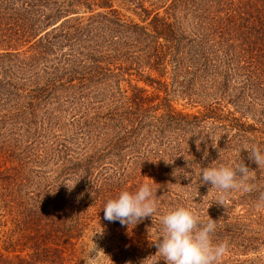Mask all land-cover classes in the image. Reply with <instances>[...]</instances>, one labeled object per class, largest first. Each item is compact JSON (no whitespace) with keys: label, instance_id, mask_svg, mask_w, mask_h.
<instances>
[{"label":"trees","instance_id":"trees-1","mask_svg":"<svg viewBox=\"0 0 264 264\" xmlns=\"http://www.w3.org/2000/svg\"><path fill=\"white\" fill-rule=\"evenodd\" d=\"M122 1L138 21L112 0H0L12 35L0 40V70L33 77L0 78V264H88V240L125 229L104 219L109 199L144 182L165 204L176 182L199 190L209 155L243 161L262 182L237 192L233 222L199 207L216 221L213 242L255 226L244 247L264 246V169L242 149H264V0ZM209 81L213 106L173 107L174 85ZM137 249L99 264H139Z\"/></svg>","mask_w":264,"mask_h":264},{"label":"rangeland","instance_id":"rangeland-1","mask_svg":"<svg viewBox=\"0 0 264 264\" xmlns=\"http://www.w3.org/2000/svg\"><path fill=\"white\" fill-rule=\"evenodd\" d=\"M145 2V6H149L151 3L162 4V1L167 0H141ZM169 2V1H167ZM114 8H116L124 18L133 19L134 21H138V16L133 13L132 5L125 3L122 0H112ZM152 7V6H150ZM11 32L8 27L0 26V40L1 38L9 39L11 38ZM23 37V36H22ZM5 40V39H4ZM30 41L27 40L24 44L19 43L17 48L19 50H24L27 48L28 43ZM32 43V41H31ZM4 45V43H2ZM5 46V45H4ZM1 52V51H0ZM33 78L31 76L30 71H22L18 68H10V65L5 66L2 70H0V78ZM211 81L205 83V85L198 86L196 84L190 87V90L187 92H182V87L174 85V89L170 92V99H172L173 107L177 111L183 113H195L196 111H203L205 107H210L214 105L215 99H212L211 94L216 91V89L211 86ZM142 84V83H140ZM124 86V84H121ZM173 88V86H172ZM220 89H217V91ZM229 107L230 110H233L231 105L225 106V108ZM216 126V125H215ZM218 132L219 129H214V133ZM214 138H217L215 135ZM235 151L228 155L232 156L233 162L235 160ZM232 161H214L212 155L206 157V167L211 166H219L221 164L230 165ZM176 172V171H175ZM254 176V174H252ZM256 178L254 176L255 186H260L262 182L256 183ZM176 181V180H175ZM194 181V180H192ZM199 190L193 191V189L186 188L185 185L181 186L177 182L175 183L172 191L168 194L170 197L168 198L169 203H160L157 202V211L153 216L145 218L141 222L134 225L124 226L125 229L121 230V232H117L113 237L110 235L108 237L105 236L103 240L94 241L88 240L87 250L89 256H87L86 263L88 264H99L101 262H105V259L109 257V254L118 252L119 250L128 251L131 248H138V257H135L137 261H140L139 264H166L164 258L157 252V248L153 241H156L162 235V225L160 224V217L165 214L167 211L176 208L177 206H185L191 208L195 212H199V207L204 210H216L218 213V217L221 223L223 222H233V217L239 215L241 213V205L236 202L237 192L239 195H242V191H232L225 196L224 205L216 202L221 194V190L211 188L210 184L200 183L199 179ZM199 192V197L198 193ZM257 197L263 200L264 198V188L258 190L256 193ZM199 198V204L198 202ZM247 201V200H246ZM263 203V201H262ZM199 214V213H198ZM1 228V227H0ZM253 233H248L247 237L244 236H234L233 234H226V236H215L218 238L214 243L224 242L226 241L229 246V250L227 254L222 258L220 264H237V259H249L253 264H264V246L257 247L255 249L244 247L245 244H248L250 237H260L261 228L253 227ZM233 237H236L234 239ZM212 239H214L212 237ZM237 240V241H236ZM248 240V242H247ZM96 256H93L94 249ZM93 250V253H92ZM243 250V251H239ZM239 252H243L240 254ZM238 253V254H237ZM161 257L163 259H161ZM103 258V259H102ZM247 263H249L247 261Z\"/></svg>","mask_w":264,"mask_h":264},{"label":"clouds","instance_id":"clouds-1","mask_svg":"<svg viewBox=\"0 0 264 264\" xmlns=\"http://www.w3.org/2000/svg\"><path fill=\"white\" fill-rule=\"evenodd\" d=\"M242 149L248 151L249 159L257 164L258 169H264V149L256 143L245 144ZM252 173L253 170L243 161L231 165L221 164L203 168L200 183L210 184L211 188L221 190L216 202L224 205L225 196L232 191H253L255 185L251 183L254 180ZM77 181L65 183L68 192L75 188ZM52 194L55 195V192ZM103 210L106 221H118L121 226H135L145 218L153 219L157 211L155 191L149 182H144L134 192L124 190L116 198L109 199ZM160 224L162 235L153 243L166 264H220L229 250L226 241L213 242L216 221L210 216L207 220H202L189 207L177 206L167 211L160 217Z\"/></svg>","mask_w":264,"mask_h":264}]
</instances>
